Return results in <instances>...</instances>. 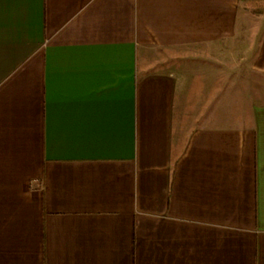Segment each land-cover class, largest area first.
I'll return each mask as SVG.
<instances>
[{
    "label": "crops",
    "instance_id": "obj_1",
    "mask_svg": "<svg viewBox=\"0 0 264 264\" xmlns=\"http://www.w3.org/2000/svg\"><path fill=\"white\" fill-rule=\"evenodd\" d=\"M261 3L0 0V264H264Z\"/></svg>",
    "mask_w": 264,
    "mask_h": 264
},
{
    "label": "rangeland",
    "instance_id": "obj_2",
    "mask_svg": "<svg viewBox=\"0 0 264 264\" xmlns=\"http://www.w3.org/2000/svg\"><path fill=\"white\" fill-rule=\"evenodd\" d=\"M251 12H255V16L264 14V4H259L256 9ZM261 24L262 19H253L252 22L248 23L245 29H240L241 32L249 34L256 30V26ZM261 30V28H260ZM245 34V35H246ZM244 34L239 38V82L245 83L248 87L244 89L245 95H252L253 90L259 94L264 95V77H259L256 74L249 72L247 64L248 60H244L245 56L249 54V49H251L252 40L249 36L245 37ZM249 44V45H248ZM252 52H250L251 54ZM181 60H191L199 61L203 63H208L212 66V75L219 76L220 78L235 79L237 71L235 69V64H237L235 52H230L228 56L218 55V50L216 47L201 46V47H187L181 48L178 52ZM212 54V55H211ZM255 87V88H254ZM188 125V122L186 123ZM183 125V124H182Z\"/></svg>",
    "mask_w": 264,
    "mask_h": 264
},
{
    "label": "trees",
    "instance_id": "obj_3",
    "mask_svg": "<svg viewBox=\"0 0 264 264\" xmlns=\"http://www.w3.org/2000/svg\"><path fill=\"white\" fill-rule=\"evenodd\" d=\"M253 14L255 13V12H252Z\"/></svg>",
    "mask_w": 264,
    "mask_h": 264
}]
</instances>
